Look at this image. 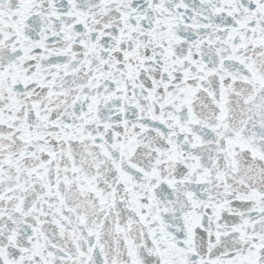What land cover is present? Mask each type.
I'll list each match as a JSON object with an SVG mask.
<instances>
[{"label": "snow or ice", "instance_id": "1", "mask_svg": "<svg viewBox=\"0 0 264 264\" xmlns=\"http://www.w3.org/2000/svg\"><path fill=\"white\" fill-rule=\"evenodd\" d=\"M0 264H264V0H0Z\"/></svg>", "mask_w": 264, "mask_h": 264}]
</instances>
